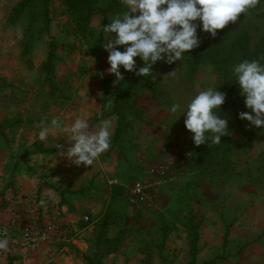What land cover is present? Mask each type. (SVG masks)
Here are the masks:
<instances>
[{
    "label": "rangeland",
    "instance_id": "374dc122",
    "mask_svg": "<svg viewBox=\"0 0 264 264\" xmlns=\"http://www.w3.org/2000/svg\"><path fill=\"white\" fill-rule=\"evenodd\" d=\"M20 1L0 0V142L6 140L8 145L11 140L12 144L23 142L24 146L35 143L38 150L48 152L57 166L55 173L69 181L71 187L64 191L68 189L72 195L63 200L76 205L80 221L89 223L100 213H111L108 237L122 230L124 241L119 243L117 253L103 258L102 264H143L147 255L151 264H190L189 230L184 222L190 218L199 226L200 234L195 264H264V260L257 259V256L264 259V250L260 252L262 248L253 247L255 243H264V138H253L249 124L243 130L230 116L227 120L235 144V163L228 172L196 167L195 145L192 134L185 128L184 117H180V112L172 115L169 111L174 103L186 105L190 96L202 89L216 88L220 81L212 68L203 66L192 75L185 58L168 70L153 67V80L160 93L152 95L147 91L135 97L136 114L129 117L128 161L118 159L111 143L110 149L91 167H77L66 157L55 155L56 144L65 149L69 146L68 134L53 131L46 141H39L38 126L45 117L49 120L58 117L66 126L77 116L93 125L101 119H110L113 137L117 117L105 116L103 109L113 96L116 77L108 71V53L103 44L99 50L95 49L102 15L92 13L94 33L88 43L66 33L67 15L60 0H50L48 31L44 27L43 0H33L18 20L11 21ZM112 1L97 0V6L108 9ZM259 1L260 9L256 11H264V0ZM114 3L124 7V0ZM109 16L111 19L115 15ZM248 21L259 33L262 20L249 16ZM197 34L200 41L210 38L199 29ZM106 38L104 33L103 43ZM52 42L55 44L52 79L57 87L54 94L49 93L41 71ZM138 62L143 66L139 59ZM10 126L12 133L3 134ZM1 155L0 163L5 165L8 154ZM4 175L8 187L12 183L9 168ZM137 183L144 187V192L135 198L132 190ZM112 184L121 186L123 192L118 201L109 205ZM82 190L85 192L82 197L77 196ZM7 199L0 200V207H7ZM33 204L37 208L38 203ZM94 221L83 226L88 228L90 242ZM226 231L229 235L224 242ZM68 235L66 230L63 240ZM88 244L91 249L88 253H92L93 243ZM65 245L68 250L56 254L63 258L62 264H77V259L86 264L82 252L77 253L71 243ZM105 249L102 247L101 251ZM1 257L0 264H8Z\"/></svg>",
    "mask_w": 264,
    "mask_h": 264
},
{
    "label": "clouds",
    "instance_id": "9594fccd",
    "mask_svg": "<svg viewBox=\"0 0 264 264\" xmlns=\"http://www.w3.org/2000/svg\"><path fill=\"white\" fill-rule=\"evenodd\" d=\"M257 3L258 0H124L125 10L102 26L107 37L103 48L108 53V71L116 77V84L124 81L121 67L127 72L135 71L138 77L155 79L152 69L157 63L172 65L200 46L198 29L215 38L219 30L235 23L241 13L245 14ZM137 58L142 67H137ZM231 76L250 110L239 113L238 118L264 129V57L234 63ZM225 100V93L207 87L191 95L186 105L172 104L169 111L172 115L180 112V117H184L185 128L192 134L195 146L206 143L210 146L220 144L221 138L229 135V121L221 118ZM38 127L39 141H46L53 131L68 134L69 146L65 149L56 144L55 155L66 157L77 167H91L111 147L110 119H101L93 125L77 116L66 126L58 117L50 120L45 117ZM40 203L43 205L44 201ZM8 247L9 241L0 239V250Z\"/></svg>",
    "mask_w": 264,
    "mask_h": 264
},
{
    "label": "trees",
    "instance_id": "16d2710c",
    "mask_svg": "<svg viewBox=\"0 0 264 264\" xmlns=\"http://www.w3.org/2000/svg\"><path fill=\"white\" fill-rule=\"evenodd\" d=\"M33 0H21L14 8L10 19L16 21L23 14L26 8L32 5ZM64 13L67 15V23L65 27L66 33L71 36L80 37L84 41L91 43L94 30L91 27V15L98 12L102 15V20L99 26L98 37L95 40V49L99 50L103 44L102 26L107 25L111 19L109 14L117 15L125 10L122 5H117L112 1V5L108 9H102L97 6V0H60ZM51 3L50 0H43V16L44 27L48 31L51 23ZM260 9V1L256 6L248 12L241 13L235 23H229L225 29L219 30L215 38L211 37L207 41H201L197 49L186 53L185 64L190 74L194 75L203 66H209L219 79V84L216 86L218 91L226 94L225 103L221 107V118L227 119L234 117L239 128L244 130V125L249 124L247 121H242L238 118V114L245 111H250L245 107L244 97L240 95V88L235 84L231 76V66L241 60H252L264 57V11H256ZM255 20H262L263 25L256 33V28L253 27L248 17ZM252 26V27H251ZM54 42L50 43V50L47 56L46 63L41 68L44 73V83L49 88V93L54 94L56 85L52 79L54 70L53 61L55 55ZM123 49H121L122 51ZM137 58V67H142ZM173 65H167L164 62L157 63L154 68L160 71L168 70ZM124 81H118L113 93V96L107 100L103 112L105 116H116L117 123L112 137V146L118 152V159L122 162L128 161L130 152V141L128 139L129 132V117L136 114L134 107L135 97H138L143 92H150L152 95L160 93L158 84L150 77H138L133 72H127L122 67L120 69ZM253 138H264V129H258L253 126L248 127ZM229 135L221 138L220 144L208 145L207 143L199 147L195 146L194 163L196 167L204 169L221 170L228 172L235 163L234 157V142L231 139L232 134L228 129ZM259 132V133H258ZM242 140H245L243 137ZM250 144L252 140L250 139ZM123 188L119 185H111L109 191L108 204L118 201L122 197ZM80 196L85 192L79 191ZM104 207V206H103ZM96 222H95V221ZM95 222V231L93 232V247L92 253H82L83 260L86 264H102L105 256L117 253L120 245L123 243L124 235L122 230H118L114 237H108L112 225L111 213H103L91 218L90 222ZM188 233L189 253L191 255L190 264L196 263V258L199 253V226L193 223V219L184 221ZM229 232H225L224 242L227 241ZM106 247L105 251L101 248ZM77 253H81L75 249ZM143 264H151L150 258L147 255L143 260Z\"/></svg>",
    "mask_w": 264,
    "mask_h": 264
},
{
    "label": "crops",
    "instance_id": "0c3cea01",
    "mask_svg": "<svg viewBox=\"0 0 264 264\" xmlns=\"http://www.w3.org/2000/svg\"><path fill=\"white\" fill-rule=\"evenodd\" d=\"M12 131L13 129L10 126L2 133L9 135ZM23 144V142L20 145L18 143L12 144L11 140H9L8 145L6 140L0 142V155L3 153L1 157L8 154L6 164L2 165L0 163V200L14 198L20 201L27 198L35 201V203H38L36 210L39 216L46 218V222L55 216L60 217L69 235L67 240L64 239L65 241L63 239V241H50L40 245L36 250L30 251L15 248L9 244L7 250H0L2 262L8 264H62L61 260L63 258L57 257L56 254L59 250L64 252L68 250L66 243H71L75 249L87 254L91 250L90 244H88L91 242L87 240L88 228L81 226L85 223L78 219L80 214H78L79 210L76 205L63 200V198H70L72 195L71 191H67L68 189L64 191V188L71 187L68 185L69 181L64 175L61 176L62 174L55 173L54 170L57 166L54 161H51L48 152L38 150L35 143L34 145L32 143L25 146ZM8 168L12 176V183L5 187L8 178L4 174H6ZM3 169H5L4 173ZM79 195L78 192L77 196ZM41 200L44 201L43 205L40 203ZM39 207L41 208L39 209ZM10 216L11 212L8 207L1 206L0 226H6ZM262 244L264 243H255L253 247L262 248L260 250L262 252L264 250ZM11 254L13 255L11 256ZM259 258L264 260L262 257L257 256V259ZM102 261L105 262V259ZM75 262L84 264L79 259Z\"/></svg>",
    "mask_w": 264,
    "mask_h": 264
},
{
    "label": "built area",
    "instance_id": "2783aa9c",
    "mask_svg": "<svg viewBox=\"0 0 264 264\" xmlns=\"http://www.w3.org/2000/svg\"><path fill=\"white\" fill-rule=\"evenodd\" d=\"M144 192V187L137 183L132 190L137 198ZM7 207L11 216L6 226H0V239H7L9 244L22 250H36L40 245L50 241H61L65 234V225L60 217L44 221L37 213L33 201L25 198L7 199Z\"/></svg>",
    "mask_w": 264,
    "mask_h": 264
}]
</instances>
